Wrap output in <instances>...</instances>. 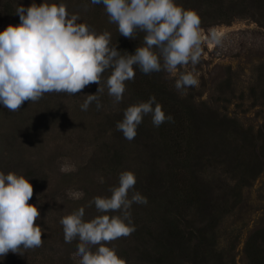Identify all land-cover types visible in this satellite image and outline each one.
Listing matches in <instances>:
<instances>
[{"label": "rangeland", "instance_id": "rangeland-1", "mask_svg": "<svg viewBox=\"0 0 264 264\" xmlns=\"http://www.w3.org/2000/svg\"><path fill=\"white\" fill-rule=\"evenodd\" d=\"M208 1L176 0L201 16L200 62L174 73L146 75L136 67L119 104L104 84L109 72L101 82L100 110L95 101L87 111L80 107L97 92L95 83L74 96L47 93L16 112L0 104V171L30 178L29 203L38 206L36 223L44 229L41 247L9 252L0 264H80L74 256L79 241L65 243L60 220L80 207L86 222L100 215L88 202L110 196L126 170L135 173L134 190L148 200L132 205L135 231L108 245L127 264H264V0H212L222 6L219 18ZM33 2L65 3L70 14H80L78 23L109 31L118 51L135 54L142 46L143 32L136 39L120 35L104 6L90 0H0V32L19 25L17 7ZM210 31L220 34V45L209 43ZM182 72L198 79L183 94L175 88ZM152 95L174 121L157 128L146 115L136 137L125 139L116 123L128 106ZM203 204H210L207 211ZM170 222L192 242L168 249L163 262L161 237L176 231ZM199 230L216 255L207 254V263L191 255Z\"/></svg>", "mask_w": 264, "mask_h": 264}, {"label": "clouds", "instance_id": "clouds-1", "mask_svg": "<svg viewBox=\"0 0 264 264\" xmlns=\"http://www.w3.org/2000/svg\"><path fill=\"white\" fill-rule=\"evenodd\" d=\"M90 3L102 4L109 23L116 24L125 38L136 39L137 33L145 34L135 54L118 51V44H111L109 31L97 33L87 23H78L80 14H70L63 2L39 5L33 2L27 8L20 5L16 9L20 24H10L0 32V104L16 112L25 102L35 103L47 93L74 96L95 83L99 85L97 92L86 95L80 107L87 111L95 101L100 110L103 105L99 94L104 92L101 82L105 72H109L104 81L108 95L114 104H119L126 82L135 79L136 67L146 75L162 70L174 73L178 67L200 62L204 37L197 10L185 9L176 0H90ZM83 7L87 11L88 4ZM208 40L221 44L216 31H210ZM197 85L193 72L180 73L175 82L181 94ZM146 115H151L157 128L165 121H174L152 95L146 102L128 106L123 119L116 123V130L131 141ZM136 183L134 172L123 171L118 186L109 189L110 196H96L88 202V207L94 205L100 215L86 222L85 208L80 207L60 220L65 243L79 241L74 256L81 257L80 264H127L116 248L108 245L135 231L132 205L148 203L147 197L134 190ZM33 194L30 178L0 171V256L9 252L23 254L22 249L42 246L44 229L36 223L40 211L37 205L29 203Z\"/></svg>", "mask_w": 264, "mask_h": 264}, {"label": "trees", "instance_id": "trees-1", "mask_svg": "<svg viewBox=\"0 0 264 264\" xmlns=\"http://www.w3.org/2000/svg\"><path fill=\"white\" fill-rule=\"evenodd\" d=\"M206 6H207V8L211 9L212 11H215L216 13L218 12L217 13L218 18L221 17L222 14H221V10L219 9L220 4H218L216 2L214 3L212 0H209L207 2ZM216 6H217V9H215ZM220 8H222V6H220ZM194 173L195 172H193V174ZM209 205L210 204H203V207H205V211H207L209 209ZM168 225L171 226L172 228H175L176 231L168 232L166 235L163 234L161 237V241L163 242V245H162L163 252H162V256H160V258L163 262L168 260L170 257V255L167 254L168 249H175V247H178L179 250L187 249L188 247L182 248L183 240H186V244L192 242L191 238H184L182 236L181 231L178 229L177 226L174 227L171 222ZM197 232H198V235L196 237L197 244L195 245V247L193 248V250L191 252L193 259L196 260V259H199L200 257H203V259L206 262L209 258L207 256V254H209L212 259H215L216 255H215L214 249L212 248L213 245L209 243V241L207 240V238L205 236L202 235V232L200 230ZM192 237H193V235H192ZM166 263L170 264L168 261H166Z\"/></svg>", "mask_w": 264, "mask_h": 264}]
</instances>
